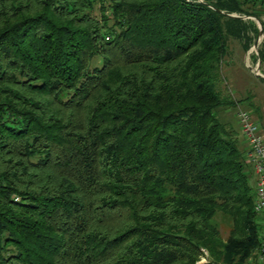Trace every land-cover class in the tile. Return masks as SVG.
Listing matches in <instances>:
<instances>
[{
    "label": "trees",
    "instance_id": "trees-1",
    "mask_svg": "<svg viewBox=\"0 0 264 264\" xmlns=\"http://www.w3.org/2000/svg\"><path fill=\"white\" fill-rule=\"evenodd\" d=\"M204 1L0 0V264L257 257L248 144L218 113L248 101L219 88L230 39L260 36L229 14L264 29V0Z\"/></svg>",
    "mask_w": 264,
    "mask_h": 264
},
{
    "label": "rangeland",
    "instance_id": "rangeland-1",
    "mask_svg": "<svg viewBox=\"0 0 264 264\" xmlns=\"http://www.w3.org/2000/svg\"><path fill=\"white\" fill-rule=\"evenodd\" d=\"M256 22L259 28L258 21ZM262 41L263 37L259 36L252 47L246 52L239 40L230 39L229 53L225 57L224 64L222 65V80L219 85L222 94L235 101L248 99L246 102L238 103V106L235 108H224L218 113V117L224 123L228 126L235 127L241 143L246 142L240 130V123L237 117L238 108L251 112L259 125V134L264 137V82L260 80L263 77L256 76L258 71L264 73V67L259 64V60L256 57V51H258ZM100 65L101 59L96 57L92 63V67L94 68ZM249 103L253 104V108L249 106ZM249 172L251 173V181L255 186V175L252 169H249ZM258 222L263 225L261 217L258 218ZM215 223L219 226L224 239H226L231 230V222L221 215H218Z\"/></svg>",
    "mask_w": 264,
    "mask_h": 264
},
{
    "label": "built area",
    "instance_id": "built-area-1",
    "mask_svg": "<svg viewBox=\"0 0 264 264\" xmlns=\"http://www.w3.org/2000/svg\"><path fill=\"white\" fill-rule=\"evenodd\" d=\"M187 1H193L201 4L205 3L204 0ZM229 16L234 18H242L245 21L253 20L256 22L253 17L242 16L236 13L229 14ZM256 55L258 56V51H256ZM258 74L264 78V73L258 71ZM237 117L241 124L242 135L248 144L247 160L252 166L255 175L256 196L254 210L257 216L261 217L263 220V231L259 252L257 257L255 259H251L247 264H264V137L259 134V125L249 111L238 108Z\"/></svg>",
    "mask_w": 264,
    "mask_h": 264
},
{
    "label": "water",
    "instance_id": "water-1",
    "mask_svg": "<svg viewBox=\"0 0 264 264\" xmlns=\"http://www.w3.org/2000/svg\"><path fill=\"white\" fill-rule=\"evenodd\" d=\"M254 20L258 21V24H259V35L263 37V35H264V29H263V26H262L261 22L258 19H256V18H254ZM259 64H260V62H259ZM256 76L262 77L259 74H256Z\"/></svg>",
    "mask_w": 264,
    "mask_h": 264
}]
</instances>
